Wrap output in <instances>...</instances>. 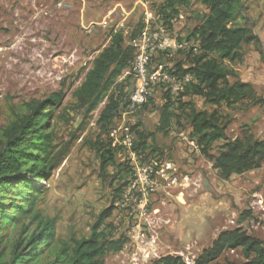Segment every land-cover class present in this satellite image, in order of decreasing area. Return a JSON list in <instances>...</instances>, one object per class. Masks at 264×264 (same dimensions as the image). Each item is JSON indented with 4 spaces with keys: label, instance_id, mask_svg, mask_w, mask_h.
<instances>
[{
    "label": "rangeland",
    "instance_id": "obj_1",
    "mask_svg": "<svg viewBox=\"0 0 264 264\" xmlns=\"http://www.w3.org/2000/svg\"><path fill=\"white\" fill-rule=\"evenodd\" d=\"M140 2H147L160 20L162 14L169 15L170 20L177 15L167 6V0H0V134L27 114L31 103L53 92H63L60 105L52 109L46 122L52 131V161L60 159V163L44 179L34 180L39 193L33 208L54 219L53 246H58L88 237L100 211L113 205L106 222L114 226L112 236H122L126 242L120 251L108 252L103 264H152L167 255L180 256L187 264L210 245L219 231L231 228H240L264 247V164L229 179L220 178L207 156L167 130L173 125L189 138L191 127L183 113L172 117L166 130L157 129L166 103V94L160 88L148 99L146 109L116 115L107 132H101L96 123L102 104L88 114L81 113L77 106L73 91L94 56L109 45L112 28L117 26L120 33L128 29L123 36L126 39L141 28L138 29L143 16ZM251 4L252 9L245 7L236 16L235 24L243 23L244 15L249 16L260 43L243 45L242 60L224 64L233 68L238 78L252 83L257 95L264 98V0H253ZM120 8L128 13L123 20ZM112 9L117 15L106 27L97 26L96 22ZM178 10L183 18L170 22L172 37L176 41L194 38L189 34L206 8L192 0L188 7ZM89 22L96 25L87 33L84 27ZM190 51L176 52L168 62L186 67ZM132 85L130 76L124 90L128 92ZM182 99L191 100L198 109L216 110L229 138L264 139V103L241 109L237 105H212L198 95ZM123 121L135 124L136 132L147 129L158 151H162H145L143 161L159 157L171 162V172L181 176L184 185L168 187L161 180L148 200L139 202L128 190L132 176L125 150L114 145L110 133ZM97 142L115 154V164L108 166L105 174L99 170ZM222 142H215L210 153L216 154ZM243 212L248 214L241 220ZM23 220L32 227L28 217ZM19 233L20 223L7 222L1 231L0 259L6 258ZM226 259L244 260L238 249L233 253L225 251L219 261Z\"/></svg>",
    "mask_w": 264,
    "mask_h": 264
},
{
    "label": "trees",
    "instance_id": "obj_2",
    "mask_svg": "<svg viewBox=\"0 0 264 264\" xmlns=\"http://www.w3.org/2000/svg\"><path fill=\"white\" fill-rule=\"evenodd\" d=\"M191 1L167 0V6L173 9L172 13L178 14V8L188 7ZM196 1L207 10L197 17L196 26L189 34L197 40L199 51L191 56L186 67L177 66L179 73L192 74L194 81L180 94L176 111L170 108L171 101L165 93L166 103L157 129L166 130L170 119L183 113L191 127L189 138L196 142L200 153L209 158L219 177L229 179L233 174H242L264 164V139L227 137L226 125L216 110L198 109L191 100H183L182 96L198 95L212 105H237L241 109L263 104L264 98L257 95L252 83L238 78L234 69L224 64L241 61L243 45L258 44L260 39L248 17L243 16V23L235 24L236 16L243 10V0ZM169 17L162 14L161 20L170 25ZM141 26L142 22L138 29ZM136 32L133 30L131 35ZM133 53V48L125 42L122 34L114 33L109 45L94 56L82 82L73 91L81 113H91L102 104L96 119L101 132L109 130L127 96L124 88L126 79L131 75L123 76L120 81L118 79L129 68ZM62 98L63 92L57 91L44 100L31 103L27 114L8 125L0 134V237L7 222L20 223V233L6 258L0 259V264H103L108 252L120 251L126 242L122 236H112L114 226L106 222L112 215L113 205L100 211L88 237L74 240L72 245L58 246H53L54 219L42 216L33 208L39 193L34 180L44 179L60 163V159L52 161V131L46 122ZM141 107L146 109L147 102ZM135 133L136 146L141 151L162 154L147 129L135 130ZM148 138L151 140L149 143ZM218 140L223 142L217 153L211 154L210 150ZM102 147L104 145L97 142L99 170L105 174L107 167L115 164V154ZM247 214L243 212L241 220ZM26 217L32 224L30 228L23 220ZM231 249H238L244 260L226 259L220 262L222 254ZM152 264L184 262L180 256L167 255L155 259ZM193 264H264V247L260 240L240 228L222 229L210 245L194 257Z\"/></svg>",
    "mask_w": 264,
    "mask_h": 264
},
{
    "label": "built area",
    "instance_id": "obj_3",
    "mask_svg": "<svg viewBox=\"0 0 264 264\" xmlns=\"http://www.w3.org/2000/svg\"><path fill=\"white\" fill-rule=\"evenodd\" d=\"M140 4L143 9L142 26L137 33L129 34L127 39L124 38L125 42L133 48L134 53L129 68L122 75L130 74L133 78V85L122 101L117 114H122V116L140 108L157 88L167 94L172 102L170 108L176 111L180 94L190 82L194 81V76L190 73H179L177 67L168 62V58L182 50L191 49L192 55L199 51V45L195 38L176 41L170 33L169 24L160 20L148 7L147 2H140ZM116 13L114 9L108 11L101 21L96 22L97 26L106 27L112 17L117 15ZM127 14L120 8L119 15L122 20ZM182 18L183 15L179 13L170 22L173 24ZM96 23L89 22L85 25L84 30L90 33ZM112 33H120L117 26L112 28ZM127 33L128 29L121 34L125 37ZM168 130L175 138L182 140L185 145L198 150L196 142L188 138L181 130H176L173 125H170ZM110 133L114 138V145L121 146L125 150L128 168L132 176L128 190H131L141 204L148 200L151 191L161 180L166 182L168 187L184 185L181 183V176H177L174 170L171 172L170 168H174L171 162L159 157L148 163L143 161L145 153L136 146V133L128 121L115 125ZM183 179L188 178L184 177ZM229 251L233 253L235 250ZM187 264H193V260Z\"/></svg>",
    "mask_w": 264,
    "mask_h": 264
},
{
    "label": "crops",
    "instance_id": "obj_4",
    "mask_svg": "<svg viewBox=\"0 0 264 264\" xmlns=\"http://www.w3.org/2000/svg\"><path fill=\"white\" fill-rule=\"evenodd\" d=\"M251 3H253V0H243V9L245 8V7H247L248 9H252V7H253V5L251 4ZM252 12V11H251ZM249 13L252 17H253V14L252 13ZM245 17H247L246 15H244ZM249 17V16H248ZM250 21L252 22V19H250ZM262 41V40H261ZM138 119V118H137ZM139 120V119H138ZM191 130V128H189V131ZM178 144H180V142L178 143ZM171 149V148H170ZM182 159H184V158H182ZM167 193H168V191H167Z\"/></svg>",
    "mask_w": 264,
    "mask_h": 264
}]
</instances>
